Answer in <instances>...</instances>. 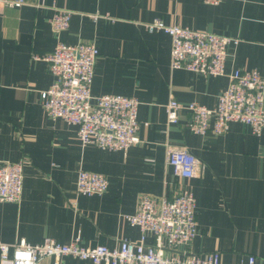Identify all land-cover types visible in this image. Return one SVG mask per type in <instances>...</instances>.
<instances>
[{
    "label": "crops",
    "instance_id": "0c3cea01",
    "mask_svg": "<svg viewBox=\"0 0 264 264\" xmlns=\"http://www.w3.org/2000/svg\"><path fill=\"white\" fill-rule=\"evenodd\" d=\"M55 7L73 11L69 27L58 32L49 22ZM154 17L238 38L228 44L225 74L172 69L170 36L143 25ZM58 40L98 48L93 97L138 99V142L125 152L83 146L74 125L46 115L41 92L53 77L43 57ZM254 68L264 76V0H24L18 6L0 0V161L23 164L21 200H0V242L69 243L78 237L80 246L112 249L141 236L124 216L135 212L139 194L171 197L184 187L195 197L197 234L167 254L218 251L223 264H247L249 255L264 260V129L257 135L249 125L231 122L223 134L201 136L188 127L189 111L180 109L171 124L166 111L171 98L214 108L229 74ZM170 148L198 158L195 176L174 174ZM81 168L104 174L106 192L77 193ZM152 241L147 235L145 242ZM37 264L93 263L63 256Z\"/></svg>",
    "mask_w": 264,
    "mask_h": 264
},
{
    "label": "built area",
    "instance_id": "2783aa9c",
    "mask_svg": "<svg viewBox=\"0 0 264 264\" xmlns=\"http://www.w3.org/2000/svg\"><path fill=\"white\" fill-rule=\"evenodd\" d=\"M9 5H20L24 0H4ZM217 4L221 0H203ZM72 10L55 7L49 18L56 32L67 29ZM97 18L98 13H92ZM147 31L162 30L171 38L170 67L195 73L220 76L225 74L227 47L238 38L219 34L209 29L192 28L165 23L160 17L143 22ZM99 55L93 42L67 43L58 40L51 53L43 57L53 77L50 86L41 92V103L47 116L60 118L76 127L80 143L94 144L105 150L126 151L138 142V105L135 97L105 93L93 97L90 92L94 67ZM190 112L189 129L197 135L225 133L231 122L251 127L254 134L264 129V76L257 69H236L229 74L226 88L218 95L214 108L195 101L181 104L171 98L166 105L168 124L178 121V112ZM167 163L176 176L190 179L195 176L198 158L185 149L170 148ZM108 187L107 177L99 172L79 169L76 192L83 195L102 194ZM23 189L22 162L0 161V200L18 203ZM195 197L184 187L171 197L142 193L136 210L125 214L132 226H138V241L122 239L114 248L105 245L83 247L77 239L59 243L52 238L30 244L25 240L15 243L0 242V264H37L43 257L60 260L72 256L93 264H223L218 251L204 255L185 250L166 253V249L186 247L197 234ZM152 236V243L145 242ZM247 264H264L254 255Z\"/></svg>",
    "mask_w": 264,
    "mask_h": 264
}]
</instances>
